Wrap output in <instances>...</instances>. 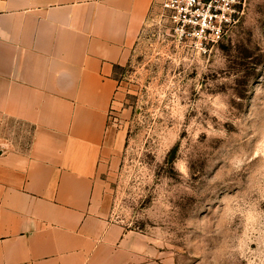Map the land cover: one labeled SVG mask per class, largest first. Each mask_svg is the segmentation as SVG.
<instances>
[{"label":"rangeland","instance_id":"1","mask_svg":"<svg viewBox=\"0 0 264 264\" xmlns=\"http://www.w3.org/2000/svg\"><path fill=\"white\" fill-rule=\"evenodd\" d=\"M116 77L124 148L105 191L113 219L147 237L148 264H264V0H241L207 46L155 5ZM8 136L29 145L19 126Z\"/></svg>","mask_w":264,"mask_h":264},{"label":"crops","instance_id":"2","mask_svg":"<svg viewBox=\"0 0 264 264\" xmlns=\"http://www.w3.org/2000/svg\"><path fill=\"white\" fill-rule=\"evenodd\" d=\"M160 2L0 0V264H148L103 175L124 148L116 71Z\"/></svg>","mask_w":264,"mask_h":264},{"label":"built area","instance_id":"3","mask_svg":"<svg viewBox=\"0 0 264 264\" xmlns=\"http://www.w3.org/2000/svg\"><path fill=\"white\" fill-rule=\"evenodd\" d=\"M241 0H161V17L180 41L219 43L238 21Z\"/></svg>","mask_w":264,"mask_h":264}]
</instances>
